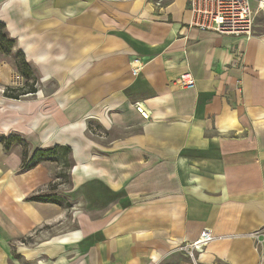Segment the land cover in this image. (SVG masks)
Instances as JSON below:
<instances>
[{"label":"crops","instance_id":"crops-1","mask_svg":"<svg viewBox=\"0 0 264 264\" xmlns=\"http://www.w3.org/2000/svg\"><path fill=\"white\" fill-rule=\"evenodd\" d=\"M257 16L247 38L190 27L189 0H0L6 35L45 77L25 100L0 98V136L31 149L0 143V264H190L180 248L205 228L215 240L200 262L263 264ZM185 73L195 87L175 85ZM53 147L70 149L52 160L72 163L68 183L45 162L22 170ZM40 194L57 202L30 200Z\"/></svg>","mask_w":264,"mask_h":264},{"label":"built area","instance_id":"built-area-1","mask_svg":"<svg viewBox=\"0 0 264 264\" xmlns=\"http://www.w3.org/2000/svg\"><path fill=\"white\" fill-rule=\"evenodd\" d=\"M189 10L192 13L190 27L218 35L251 38L254 33L256 15L258 12H264V0H189ZM142 68L143 63L140 58L132 60L134 76H138ZM174 83L185 89H191L196 85L190 73L182 74ZM136 110L144 119H150V112L143 104L137 103ZM252 237L256 241V248L264 264V227L255 231ZM214 240L213 231L205 228L197 241L182 246L180 251L187 255L190 264H204L199 261V257L206 253Z\"/></svg>","mask_w":264,"mask_h":264},{"label":"rangeland","instance_id":"rangeland-1","mask_svg":"<svg viewBox=\"0 0 264 264\" xmlns=\"http://www.w3.org/2000/svg\"><path fill=\"white\" fill-rule=\"evenodd\" d=\"M259 19V16L256 17L255 22ZM6 33V31H4ZM24 58L22 55L13 48H8L6 45L0 44V98L2 99H10V100H16L6 97L5 95L13 94L18 95L23 90H29L30 88H35L38 92L41 89L42 82L45 77L39 76V74L36 72L33 66L29 65V70L25 69L22 65ZM25 61V60H24ZM26 62V61H25ZM36 92V93H37ZM35 94V93H34ZM34 94H27L20 97L19 100H25L27 96H31ZM13 135V134H12ZM11 136V135H10ZM24 137V136H21ZM31 152L30 147H27L24 149L22 145H14V147L11 149L12 151H17L19 154H23L24 151ZM49 161H52V159L47 158L45 159V163L48 164L50 167L51 173L53 177L55 178L54 183H60L61 181L63 183L70 182V175H68V171L71 170L72 163L68 162L67 164H64L60 166V164L56 162L50 163ZM55 185V184H52ZM52 185H50L47 190L51 189ZM16 258H18V262L20 264H35L26 261L24 258H19L18 255H15ZM213 264H226L221 261H216Z\"/></svg>","mask_w":264,"mask_h":264},{"label":"trees","instance_id":"trees-1","mask_svg":"<svg viewBox=\"0 0 264 264\" xmlns=\"http://www.w3.org/2000/svg\"><path fill=\"white\" fill-rule=\"evenodd\" d=\"M4 31H5V25L0 23V44L6 45L9 49L13 48L15 45V42L12 39H10ZM22 65L26 70L27 69L29 70V64H27L24 60H23ZM36 92L37 91L35 88L29 87L28 91L23 90L18 95H13V94L7 95L6 94L5 96L8 98H11V99L19 100L20 97L23 95H27L30 93L34 94ZM0 143L4 146L5 151L8 153L11 152V149L14 147V145H22L24 147V149L29 147V143L20 135H11L8 137L0 136ZM61 153H62V155L65 156V155L70 153V149L66 148V147H53L50 149L39 150L35 153L33 159L30 162H28L27 164H26V162L23 163L22 170L31 169L36 164L43 163L46 158H50L52 160H55L54 158L59 156V154H61ZM22 155H23V158L26 159L28 152L25 150ZM30 200H32V201H43V202H57L56 198H53L51 196H46L43 194L32 196L30 198Z\"/></svg>","mask_w":264,"mask_h":264},{"label":"bare ground","instance_id":"bare-ground-1","mask_svg":"<svg viewBox=\"0 0 264 264\" xmlns=\"http://www.w3.org/2000/svg\"><path fill=\"white\" fill-rule=\"evenodd\" d=\"M86 129V128H85ZM73 134V133H72Z\"/></svg>","mask_w":264,"mask_h":264}]
</instances>
